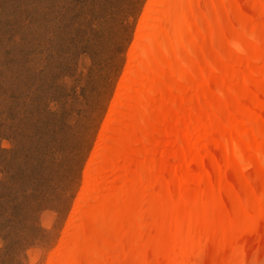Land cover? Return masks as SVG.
I'll return each instance as SVG.
<instances>
[{
	"label": "bare ground",
	"instance_id": "6f19581e",
	"mask_svg": "<svg viewBox=\"0 0 264 264\" xmlns=\"http://www.w3.org/2000/svg\"><path fill=\"white\" fill-rule=\"evenodd\" d=\"M263 248L264 0H152L49 264H245Z\"/></svg>",
	"mask_w": 264,
	"mask_h": 264
},
{
	"label": "rangeland",
	"instance_id": "374dc122",
	"mask_svg": "<svg viewBox=\"0 0 264 264\" xmlns=\"http://www.w3.org/2000/svg\"><path fill=\"white\" fill-rule=\"evenodd\" d=\"M151 2L0 0V264L59 251Z\"/></svg>",
	"mask_w": 264,
	"mask_h": 264
}]
</instances>
